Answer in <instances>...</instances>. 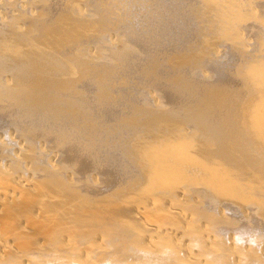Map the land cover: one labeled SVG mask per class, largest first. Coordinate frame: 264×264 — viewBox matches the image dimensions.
Returning a JSON list of instances; mask_svg holds the SVG:
<instances>
[{"label":"bare ground","instance_id":"1","mask_svg":"<svg viewBox=\"0 0 264 264\" xmlns=\"http://www.w3.org/2000/svg\"><path fill=\"white\" fill-rule=\"evenodd\" d=\"M0 264H264V0H0Z\"/></svg>","mask_w":264,"mask_h":264}]
</instances>
